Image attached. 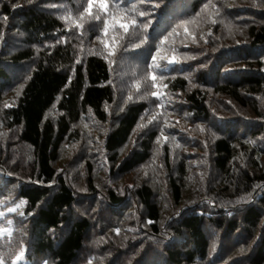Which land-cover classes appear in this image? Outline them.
<instances>
[{"label": "trees", "instance_id": "obj_1", "mask_svg": "<svg viewBox=\"0 0 264 264\" xmlns=\"http://www.w3.org/2000/svg\"><path fill=\"white\" fill-rule=\"evenodd\" d=\"M87 6L0 0L4 264H264V0Z\"/></svg>", "mask_w": 264, "mask_h": 264}, {"label": "snow or ice", "instance_id": "obj_2", "mask_svg": "<svg viewBox=\"0 0 264 264\" xmlns=\"http://www.w3.org/2000/svg\"><path fill=\"white\" fill-rule=\"evenodd\" d=\"M94 2L97 3L99 8L102 9L106 14L112 16V20L111 21H106L105 22V24H106V27L104 28L105 33L108 31V25L109 24L111 26H113V27L118 26V27L124 29L125 32L128 31V29L130 27V24L131 25H135L136 24L135 20H131L130 22L126 23V22L123 21L122 18L118 19V18L115 17L114 14L109 13V11H108V0H88V6H87L86 11H90L92 9ZM140 15L144 16L145 13L141 12ZM98 19H99V17H97V20ZM143 27L146 29L147 25H143ZM146 39H147V37H144V40H141V44H143ZM136 47L139 48L140 45H137ZM156 59H157L156 56H152L153 62H155ZM175 61H176V57H173L171 62H175ZM225 71L226 72H231V71H235V70L234 69H226ZM152 79L155 80V76H153ZM152 95L160 97L161 93L155 92V93H152ZM144 98H146V97H141V99H144ZM13 211H15V209H13ZM229 215H231V213H229ZM2 231L3 230H0V232H2ZM241 251H244V250L241 249ZM23 256H24V252L21 251V253L19 255H17L16 258H15V264H21ZM0 264H4L3 255H0Z\"/></svg>", "mask_w": 264, "mask_h": 264}, {"label": "rangeland", "instance_id": "obj_3", "mask_svg": "<svg viewBox=\"0 0 264 264\" xmlns=\"http://www.w3.org/2000/svg\"><path fill=\"white\" fill-rule=\"evenodd\" d=\"M67 157H69L68 158V160H71V158H72V155H69V156H67ZM73 177H74V180H77V181H81V179H82V177H81V170L80 169H78V170H73Z\"/></svg>", "mask_w": 264, "mask_h": 264}]
</instances>
